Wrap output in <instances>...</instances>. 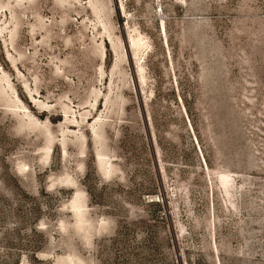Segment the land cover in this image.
<instances>
[{
	"label": "rangeland",
	"instance_id": "rangeland-1",
	"mask_svg": "<svg viewBox=\"0 0 264 264\" xmlns=\"http://www.w3.org/2000/svg\"><path fill=\"white\" fill-rule=\"evenodd\" d=\"M0 264H264V0H0Z\"/></svg>",
	"mask_w": 264,
	"mask_h": 264
}]
</instances>
